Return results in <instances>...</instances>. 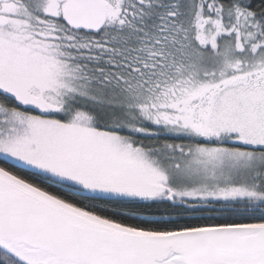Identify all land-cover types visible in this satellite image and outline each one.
<instances>
[{"label": "snow or ice", "instance_id": "6c2138e0", "mask_svg": "<svg viewBox=\"0 0 264 264\" xmlns=\"http://www.w3.org/2000/svg\"><path fill=\"white\" fill-rule=\"evenodd\" d=\"M0 264H264V0H0Z\"/></svg>", "mask_w": 264, "mask_h": 264}]
</instances>
